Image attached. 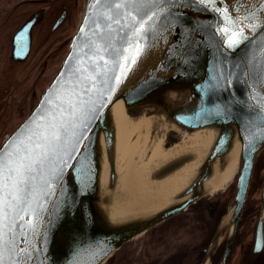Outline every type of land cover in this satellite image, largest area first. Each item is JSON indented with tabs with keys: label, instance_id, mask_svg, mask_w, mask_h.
Returning a JSON list of instances; mask_svg holds the SVG:
<instances>
[{
	"label": "water",
	"instance_id": "obj_1",
	"mask_svg": "<svg viewBox=\"0 0 264 264\" xmlns=\"http://www.w3.org/2000/svg\"><path fill=\"white\" fill-rule=\"evenodd\" d=\"M118 2L87 0L59 71L35 108L0 146V161H6L18 148L23 155L25 148L31 151L38 141L43 143L42 136H50L53 126L62 131L63 140L53 144L42 164L26 175L18 214L9 213L13 228L5 229L6 239L14 237L12 247L25 254L14 259L26 264H105L132 240L208 197V183L224 171L226 160L240 147L239 173L222 200L228 213L214 247L230 236L232 242L237 233L264 154V29L259 21L251 27L244 15L250 9L259 15V0H147L117 9ZM141 20L147 31L136 43L144 51L121 73L122 49L129 46ZM234 22L251 39L230 49L223 30ZM26 28L16 39L18 60L29 54ZM149 84L151 103L160 102L168 122L160 138L175 133L180 141L183 134L203 130H216L217 137L194 183L176 205L140 222L114 224L102 207H111L110 195L114 198L116 192L115 109L120 103L126 110L137 108L147 97ZM199 159L173 155L160 165L156 180L163 182ZM106 164L111 176L110 194L104 200Z\"/></svg>",
	"mask_w": 264,
	"mask_h": 264
},
{
	"label": "flooded vegetation",
	"instance_id": "obj_2",
	"mask_svg": "<svg viewBox=\"0 0 264 264\" xmlns=\"http://www.w3.org/2000/svg\"><path fill=\"white\" fill-rule=\"evenodd\" d=\"M79 1L82 0H71L70 7H68L65 0H0V52L4 54L0 60V69L8 65L9 61L12 67L28 66V70L41 71L36 85L43 84L47 80L50 70H55V67L61 62V52L68 47L65 44L66 31L63 32L62 29L70 16L71 6L79 5ZM52 6H58L59 10L51 12ZM24 19L26 20L15 29L8 43V35ZM13 22L14 25L10 31L9 24ZM26 25L27 31L23 33H27L31 38L30 50L26 59L18 60L19 58L15 57H18L21 52L18 53L16 48V39ZM51 37L56 42L53 47ZM45 39L46 42H44ZM27 41L25 39L21 43L20 50ZM34 53L36 54L34 55ZM36 95L37 93L34 91L33 96ZM260 159L251 184L248 201L232 242V236H230L221 240L218 246L214 247V240L228 211L227 205L222 204L221 200H212L215 197L208 196L192 205L185 212L155 227L154 230H158L150 236L148 250L144 254L143 251L138 252L130 243L107 263L264 264L263 201L261 198V201L257 198L259 194L262 195L264 187V179L261 176L264 172L263 155ZM225 193L221 195L224 196ZM154 230L152 229L151 232ZM142 254L145 262L142 259Z\"/></svg>",
	"mask_w": 264,
	"mask_h": 264
},
{
	"label": "bare ground",
	"instance_id": "obj_3",
	"mask_svg": "<svg viewBox=\"0 0 264 264\" xmlns=\"http://www.w3.org/2000/svg\"><path fill=\"white\" fill-rule=\"evenodd\" d=\"M146 88L147 97L138 103L137 108L126 110L120 103L115 109L118 125L115 152L117 174L114 183L116 192L114 198L110 195L111 207L110 204L102 207L108 212L110 219L114 220V224L140 222L143 217H151L165 208L176 205L175 201L194 183L201 161L209 154L217 137L216 130L186 133L181 135V143L175 149L166 152L165 143L160 139V134L168 123L160 112H163L164 108H160V102L156 106L151 103L154 98L152 84ZM185 154H192L200 159L165 178L163 182L156 180V173L166 159L173 155L177 157ZM228 159L224 171L208 183L211 189L209 197L219 196L232 186L239 173L240 147H237ZM103 170L105 200L110 194L107 191L111 176L108 164Z\"/></svg>",
	"mask_w": 264,
	"mask_h": 264
},
{
	"label": "snow or ice",
	"instance_id": "obj_4",
	"mask_svg": "<svg viewBox=\"0 0 264 264\" xmlns=\"http://www.w3.org/2000/svg\"><path fill=\"white\" fill-rule=\"evenodd\" d=\"M145 2H147V0H121V2L115 3L114 7L119 9L125 3L133 5L137 3L143 4ZM197 2L205 3V0H197ZM208 2L211 3L214 2V0H208ZM96 3H101V0H96ZM259 4V15H257L256 9H250L246 11L244 15L251 27H257L256 21H259V27L264 29V0H259ZM137 11H139V9H137ZM127 15L131 16V12H128ZM108 18L111 19V17ZM148 18L151 19L152 17L149 16ZM236 20L238 21L239 17H237ZM146 31L147 29L144 26L143 20H141L138 27L133 29L132 39L129 40V46L122 49V52L125 53V55L121 57L123 63L118 64L121 73L128 70L130 65L134 64L137 58L143 53L144 49L140 47L136 41H142ZM223 31L227 39V47L230 49L239 48L242 44L251 39L250 35L245 34L244 27H238L236 22L224 28ZM262 58H264V52H262ZM101 59H103L102 56ZM105 64H107V61H105ZM115 81L119 83L120 76H116ZM28 139L31 140V137ZM62 140L63 136L61 129L53 126L51 135L44 134L42 136L43 143L38 141L31 151L25 148L23 155H21L20 149L18 148L14 153L9 154L8 160L0 161V264H26L25 260L14 259V257L25 255L23 249L17 250L12 247L15 243L14 237L11 240L6 239L8 232L5 229L13 228V223L8 222L9 213L18 214L15 210L24 202L21 196V186L25 183L26 175L31 173L36 166L42 164L48 157L49 149L53 144H59ZM37 150L38 155L36 154ZM20 210L22 211L23 209L21 208Z\"/></svg>",
	"mask_w": 264,
	"mask_h": 264
},
{
	"label": "rangeland",
	"instance_id": "obj_5",
	"mask_svg": "<svg viewBox=\"0 0 264 264\" xmlns=\"http://www.w3.org/2000/svg\"><path fill=\"white\" fill-rule=\"evenodd\" d=\"M66 4L68 7H70L71 0H65ZM87 0H82L81 2L79 1L78 4H73L71 6L72 10L70 12V16L67 19L66 25L62 29L63 32L66 31V36H65V44L66 46L68 45L67 49L63 52H61V62L57 67H55V70L52 71V69L49 71V76L47 80L40 85H36L37 79H39L41 75V71L38 70H28V66L25 67H12L10 65V61L8 62V65L4 66L3 69H0V146L3 143L4 139L6 136L9 134L13 133L15 128L31 113V111L35 108L37 105L38 101L40 100L41 95L44 93L48 85L52 82L54 79L55 75L60 69V66L62 64L63 59L65 58L68 48H69V43L71 42L72 38L74 37V34L77 30V27L79 25L81 15L84 9V5L86 4ZM81 3V4H80ZM51 12H55L59 10L58 6H52ZM28 19V18H26ZM26 19L20 21L14 29L11 31L12 26L14 25L13 23L9 24V30L11 31L10 34L8 35V43L10 40V36L15 32V29L24 22ZM4 27V26H3ZM5 30V27H4ZM8 30V31H9ZM47 40L45 39L44 42ZM51 44L52 47L56 44L54 41V38L51 37ZM1 50V48H0ZM9 51V56H10V48L8 47ZM37 53V51H35ZM34 53V55L36 54ZM4 57V54L0 52V60ZM1 67V65H0ZM49 81V82H48ZM8 90L9 92H7ZM36 91L37 95L33 96V92ZM161 141H163L164 144V150L166 152L170 151L180 143L179 139H177V134L175 133H170L167 135H162L160 138ZM263 159H264V154ZM261 155V156H262ZM151 156V155H150ZM261 159H259V162ZM258 162V164H259ZM162 162H160L161 164ZM257 164V166H258ZM257 169V167H256ZM256 174V172H255ZM255 176V175H254ZM262 178L264 179V172H262ZM263 185H264V180H263ZM227 193V192H226ZM225 193V194H226ZM227 197V194L224 196H217L214 199H219V200H224ZM261 198L263 201V189H262V195L257 197ZM260 199V201H261ZM154 230V229H153ZM158 230V229H157ZM156 229L151 232V230L142 235L140 238H136L135 240H132L128 244L132 243L131 245L137 249L138 252H142L143 254L145 253L146 250H148V242L150 241V236H152L153 233L157 231ZM126 244V245H128ZM125 245V246H126ZM124 246V247H125ZM141 246V247H140ZM123 247V248H124ZM140 247V248H138ZM144 247V248H143ZM122 248V249H123ZM121 249V250H122ZM119 250L116 252L114 255H117L120 253ZM142 254V255H143ZM144 262L146 261L143 255ZM109 261V260H108ZM107 261V262H108ZM105 264H108V263Z\"/></svg>",
	"mask_w": 264,
	"mask_h": 264
}]
</instances>
